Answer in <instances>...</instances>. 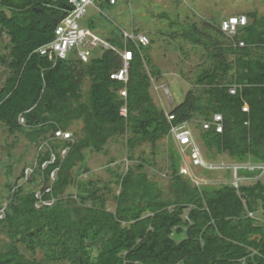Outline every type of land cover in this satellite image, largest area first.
<instances>
[{
  "label": "trees",
  "instance_id": "obj_1",
  "mask_svg": "<svg viewBox=\"0 0 264 264\" xmlns=\"http://www.w3.org/2000/svg\"><path fill=\"white\" fill-rule=\"evenodd\" d=\"M99 5L115 7L106 0ZM72 8L69 0H0V44L6 34L11 38L10 55H3L2 62L13 70L0 91V125L42 147L0 196L5 213L0 234L11 239L0 244V264H264V219L250 216L264 207L262 180L240 187L198 186L182 174L180 154L172 145L173 192L167 197L147 171L153 161L138 155L147 144L155 153L173 127L200 118L199 138L209 150L239 163H264V14L248 13V25L234 39L222 31V23L202 28L196 22L173 34L205 47L209 61L197 74L196 90L173 109L170 120L152 94L153 77L162 71L144 53L150 45L136 53L128 80L112 77L124 67L114 50L95 53L89 62L71 56L56 66L37 53L54 39ZM88 25L99 31L94 16ZM103 36L123 48L120 29ZM240 42L246 45L237 46ZM234 86L239 87L236 94L231 93ZM216 114L224 117L223 132L204 128ZM81 121V134L53 139L56 131H70ZM127 133V153L137 162L126 172L113 171L120 193L111 182H84L81 176L90 172L88 152H105L111 140ZM63 149L69 150L65 158ZM55 153L56 162L43 168ZM0 165L10 173L14 169L10 160L0 159ZM104 191L113 194L115 210L109 209Z\"/></svg>",
  "mask_w": 264,
  "mask_h": 264
},
{
  "label": "rangeland",
  "instance_id": "obj_2",
  "mask_svg": "<svg viewBox=\"0 0 264 264\" xmlns=\"http://www.w3.org/2000/svg\"><path fill=\"white\" fill-rule=\"evenodd\" d=\"M92 7L82 22L89 26L88 24L94 16L100 25V32H98L102 36L119 31L122 27L126 29L135 27V29L150 36L151 48L144 53L145 55L149 53L156 66L162 71L159 77H153L152 94L155 101L168 114H171L175 107L183 103L189 92L195 89L197 74L204 69V66L206 67L209 61L205 47L196 46L187 41L184 36L179 37V34L175 38L173 34L196 22L203 28L207 26L206 24L220 25L225 19L232 16L248 15L251 12L264 14V0H119L112 9L100 11L95 6ZM163 14H167L169 17H163ZM172 20L176 22L174 28L171 25ZM177 22L180 28L177 26ZM10 52L11 38L6 34L0 44V91L13 72L9 65L2 62V56L10 55ZM104 52L105 49L99 48L95 53L98 55ZM235 58V56H230L232 61ZM149 72L152 73L151 68H149ZM90 87L91 83L87 80L84 86L86 94ZM203 121L200 118L190 121L198 138L200 124L202 125ZM82 127V121L78 122L74 124L70 132L75 134L78 131L81 134ZM128 137L129 134L127 133L116 140H111L105 152H88L87 165L90 172L84 173L81 179L84 182L93 180L102 186L111 182L112 187L119 194L120 187L115 182L116 177H114L113 171L126 172L130 166H134L137 162V160L129 158L127 153L128 148L125 143ZM196 141L198 142L197 154L199 153L200 158L204 160V166L207 167L197 166L194 158V147L182 146L175 137L162 139L158 143L155 153L151 144H147L138 150V155H146L153 161L154 164L147 166V171L150 177L160 184L167 197H172L173 192V175L169 168L172 145L180 154L182 174L196 185H234V183L238 184V182L243 181H246L244 185H252L260 180L264 182V163L256 165L250 162L252 160L247 163H239L227 153L209 150L202 140ZM38 147L39 145L31 143L24 134H11L4 125H0V159L10 160L14 165L11 173L5 167L1 169L0 165V196L6 194L8 183L16 182L26 165L36 161L40 151ZM255 167L261 168V173L250 175L241 170V168H244V171L246 169L254 170ZM21 180L19 184H21ZM104 192L109 197V209L115 210L117 203L113 199V194ZM262 213L261 215H263ZM262 221L264 222V220ZM10 241L7 233L0 234V244L5 245ZM29 254L32 255V252L30 251ZM36 255L42 258V254Z\"/></svg>",
  "mask_w": 264,
  "mask_h": 264
},
{
  "label": "built area",
  "instance_id": "obj_3",
  "mask_svg": "<svg viewBox=\"0 0 264 264\" xmlns=\"http://www.w3.org/2000/svg\"><path fill=\"white\" fill-rule=\"evenodd\" d=\"M70 4L73 6L72 9L68 10V15L63 21L58 25L55 31V37L49 43L43 45L37 50V52L49 59L50 62L54 63V66L62 60H67L71 56L76 57L77 59L83 60L84 62H89L96 51L99 48L106 50L116 51L122 58L124 67L119 72L113 73L112 77L128 80L129 79V67L130 63L136 57V53H142V46H148L151 43V38L145 32H141L135 27L132 29L120 28L123 34L124 46L119 47L110 42L107 38L102 36L97 30L90 28L89 26L84 25L82 22L83 19L89 13V9L92 6H95L100 11L102 7L99 5L100 0H69ZM104 1V0H103ZM110 2L113 6H116L119 0H106ZM94 8V7H92ZM249 18L247 15L232 16L231 18L225 19L222 22V31H224L230 38L234 39L239 31L248 25ZM131 45V46H130ZM245 42H240L237 46H245ZM238 86L231 88V93L236 94L238 92ZM122 94L127 95V90H124ZM244 111L249 112V106L244 107ZM124 115H127V109L123 111ZM170 120L174 119V116L168 114ZM21 121L25 123V119L21 118ZM187 126V123L182 125V127L175 126L172 129V135L176 140L186 141L189 137L190 131L183 130L181 128ZM216 127L218 132H223L224 128V117L222 114H216L212 121H205L204 128L206 130ZM55 140H69L73 139V133L70 131H64L62 129L56 132ZM44 145V144H43ZM42 149V147H41ZM40 149V150H41ZM68 149L62 150V157L65 158L68 154ZM56 153L53 155L52 159L48 162H45L43 168H46L52 162L57 160ZM198 163V159L195 160ZM258 165V164H257ZM244 170V168H241ZM247 171H262L261 168L246 169ZM59 170H56L52 173L51 178L56 179ZM238 181V180H237ZM246 181L238 182L234 185L240 187L244 185ZM240 184V185H239ZM201 186V185H198ZM54 201V200H53ZM52 201V202H53ZM52 202H47V204H52ZM8 205V204H7ZM7 205L5 207H7ZM263 211V213H262ZM264 208L261 209L260 213L250 212V216L261 219H264ZM5 217L4 209L0 210V218Z\"/></svg>",
  "mask_w": 264,
  "mask_h": 264
},
{
  "label": "clouds",
  "instance_id": "obj_4",
  "mask_svg": "<svg viewBox=\"0 0 264 264\" xmlns=\"http://www.w3.org/2000/svg\"><path fill=\"white\" fill-rule=\"evenodd\" d=\"M38 53V52H37ZM119 79V78H118ZM21 118H23V117H21ZM21 118H20V121H21ZM21 123L22 124H25V123H23L22 121H21ZM187 123V126H185V127H183V128H181V129H183V130H188V131H190V134H189V137H188V139L186 140V141H180V140H178L179 142H180V144L182 145V146H193L194 147V151H195V153H194V158H195V160L196 159H198L199 161H198V163H196V161H195V164L197 165V166H202V167H207V166H204V164H203V159L202 158H200V156H199V153L197 154V151L196 150H198L197 148H198V142L196 141V140H201V139H199L198 137H196V134L194 133V130L192 129V127H191V125L192 124H190L191 122H186ZM185 124V123H184ZM184 124H182V125H184ZM182 125H180L179 127H182ZM57 132V131H56ZM73 137H74V134H73ZM172 137H174L172 134L169 136V138H172ZM176 139V138H175ZM39 148V147H38ZM213 161H215L214 159H212ZM202 162V163H201ZM208 166H209V164H208ZM207 169H211V168H207ZM188 217V216H187Z\"/></svg>",
  "mask_w": 264,
  "mask_h": 264
}]
</instances>
